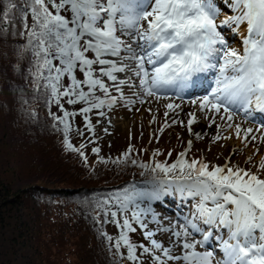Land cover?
Returning <instances> with one entry per match:
<instances>
[{
	"label": "snow or ice",
	"instance_id": "snow-or-ice-1",
	"mask_svg": "<svg viewBox=\"0 0 264 264\" xmlns=\"http://www.w3.org/2000/svg\"><path fill=\"white\" fill-rule=\"evenodd\" d=\"M228 4L235 14L218 23L220 10L214 0H24L20 34L26 36L25 47L34 57L30 69L33 83L37 90L47 91L48 103H54L62 113L50 111L49 115L53 127L62 131L66 148L78 152L87 163L82 151L86 145L74 147L69 139L72 119L77 115L83 116L86 129L94 133L89 113L104 116L105 109L122 102L147 103L145 97L182 98L185 90L208 72L215 73L214 86L199 79L205 94L191 101L203 113L201 118L210 119L211 126L219 117L245 147L250 140L264 142V134L258 138L253 128L242 129L234 123L241 112L246 116L252 112L264 114V0H228ZM16 7L14 2L9 3L8 11L0 7V22H10L9 12ZM242 24L247 25V35L242 50H238L218 29L235 25L238 30ZM125 88L136 89L134 100L126 97ZM62 100L81 107L69 111ZM164 107V127H170L169 113L180 105L167 103ZM187 115L186 126L191 133L192 125L198 122L197 113ZM262 128L264 120L255 131L261 132ZM191 147L189 140L188 151ZM92 152L98 155L100 149L95 147ZM131 152V148L125 152V161ZM186 156L187 152H181L170 165L141 163L139 167L165 176L179 173L185 181L179 190L196 199L194 218H186L180 228L172 229L165 245L141 219L145 212L132 211L131 216L117 219L118 213H127L129 204L142 195L126 192L116 198L117 210L109 208L105 213L111 218L105 222L119 229L115 239L104 233L110 250L115 249V254L131 264H144L145 256L150 264H264V157L254 172L227 164L210 170L208 163L189 161ZM251 162L250 156L246 163ZM153 195L158 197L159 192ZM104 204L107 207L111 201ZM197 222L227 229V238L219 240V256L214 254L215 249L199 250L212 239V232ZM134 224L143 231L147 245L131 239L130 234L137 231ZM196 233L202 238L196 239Z\"/></svg>",
	"mask_w": 264,
	"mask_h": 264
},
{
	"label": "trees",
	"instance_id": "trees-1",
	"mask_svg": "<svg viewBox=\"0 0 264 264\" xmlns=\"http://www.w3.org/2000/svg\"><path fill=\"white\" fill-rule=\"evenodd\" d=\"M218 1L229 8L228 0ZM10 2L18 5L9 12L12 20L0 22V264H131L110 250L104 233L115 239L119 229L105 222L111 219L105 213L117 210L118 196L142 193L117 219L132 211L145 212L141 219L160 241L156 226L146 220L156 204L149 193L168 186L174 174L160 177L159 171L139 164L148 165V159L149 166L167 163L180 152L170 150L167 155L169 149H162L150 159L146 143L103 141L86 129L81 115L72 119L69 139L74 147L86 145L82 151L87 163L78 152L69 151L49 115L62 113L48 103L47 91L37 90L33 83L34 57L25 47L26 36L20 34L24 0H0V7L8 11ZM64 107L69 110L70 105ZM95 147L98 155L92 152ZM105 201L111 204L106 207ZM133 226L137 231L131 239L147 245L143 231ZM142 259L150 264L147 256Z\"/></svg>",
	"mask_w": 264,
	"mask_h": 264
},
{
	"label": "rangeland",
	"instance_id": "rangeland-1",
	"mask_svg": "<svg viewBox=\"0 0 264 264\" xmlns=\"http://www.w3.org/2000/svg\"><path fill=\"white\" fill-rule=\"evenodd\" d=\"M214 3L220 10V15L217 20L218 23L222 21V19H225L226 16L233 15V12L228 13L227 10L221 8V2L214 0ZM221 14H223V18H221ZM246 27V24H242L239 26L238 30L235 25L231 27H222L218 30L226 38L231 47L242 50L243 38L247 35ZM135 91L136 89L134 88H125L126 97L130 100H134L135 97L133 93ZM145 99L147 103L143 104L139 101L128 104L123 102L119 103L111 110L105 109L104 116L97 115L95 111L89 113L88 115L91 119L96 136L103 141L115 145L124 143L125 141L126 143L128 141L130 144L135 142L146 143V150L150 153L148 156L150 159L153 158L154 153L162 149H169L166 152L167 155L170 150L179 151L180 153L187 152V160L191 161L192 159H198L208 163L210 170L213 166H223L227 164L228 166H239L241 168L251 169L255 172V165L264 157V142H260L259 139H257V141H251L249 138L250 142L247 147L243 144L242 146L234 148V143L239 139L233 137L229 139L224 138L230 137V135L235 134V132L233 129H227L225 127V122L219 119V117H217L216 123L211 124L208 128L207 124L210 125V119L200 118L198 124L192 127V132L190 133L186 126L189 117L185 112L189 106L179 103L180 100L177 98L172 100H157L155 98L145 97ZM167 103L180 105L175 111L169 113L167 123L171 125L170 127H164L166 120L163 113L166 111L164 105ZM80 107L81 105L79 104L70 105L69 110H76ZM149 109H151V111H149ZM236 116H239V114ZM234 118L238 119L242 124H244L243 122L247 125L251 123L250 121L247 123L244 117H242L244 119ZM173 119H175L177 123L172 124L171 121ZM180 121H184L185 125H181ZM83 122H85L84 119ZM217 125L220 127H217ZM204 127L207 128L206 130L208 132H202L200 135L201 138H197L196 134H200V132L205 129ZM241 127L243 129L242 125ZM255 127L257 128L258 126L255 124ZM105 129H107V131H105ZM161 129H163V131H161ZM261 134H264V128L261 129V132H257L256 136L259 138ZM217 135L221 137L219 140L215 139ZM241 136H243V133H241ZM189 140L192 141L191 151H188ZM127 145L131 146L129 144ZM257 149L259 150L258 153L253 155ZM250 156L252 157V162L246 163ZM177 158L168 161L166 164L170 165L172 162L175 163ZM148 165H150L149 159ZM173 174L174 181L168 184L166 191L165 185L158 190V197L153 195L156 191L149 193L150 197L155 196L156 204L149 213V217L146 219L151 226L157 227L156 229L159 232L160 241L165 245H168L171 230L180 228L185 223L186 218L193 219L195 213L196 199L189 197L186 191L182 193L179 190V186L185 183V181L181 180L179 173ZM159 175L160 177L165 176L163 173ZM169 205L171 206L169 207ZM164 206H168V208H164ZM197 223L199 226L202 224L201 222ZM163 229H168V231ZM205 229L212 232V239L209 241L212 245L211 248L206 247L207 245L199 248L200 251L215 249V242H218L220 237L225 234V231H222L221 228L216 227L215 232L214 227L209 228L208 226V228ZM194 236L196 239L202 238L199 233L194 234ZM225 238H227V236ZM216 255L219 256L218 254Z\"/></svg>",
	"mask_w": 264,
	"mask_h": 264
},
{
	"label": "bare ground",
	"instance_id": "bare-ground-1",
	"mask_svg": "<svg viewBox=\"0 0 264 264\" xmlns=\"http://www.w3.org/2000/svg\"><path fill=\"white\" fill-rule=\"evenodd\" d=\"M221 18H223V14H221ZM223 20V19H222ZM237 34V33H236ZM214 79H215V77H214ZM214 79L212 80V81H210V86H214ZM135 89V88H134ZM205 94V91H201V92H196V93H193V94H183L182 95V98L181 97H172V99H174V98H177V99H179L180 100V102L179 103H181V104H184V105H187V106H189V108L188 109H186L185 110V112L186 113H189V112H196L197 113V121L199 122V119L203 116V113H200V112H198L197 111V109H196V107L191 103V101L193 100V99H198L200 96H202V95H204ZM172 99H170V100H172ZM239 114V116H235V117H237V118H240V119H244V118H246V119H244L247 123H248V121H250L251 123H249V125H247V124H245V122H243L244 124H242V122H240L238 119H235L234 118V123H240L242 126H243V128H253L254 129V131H253V134L254 135H256L257 134V132L255 131V124L259 127L260 126V124H258V123H260L258 120H257V118H256V112H252L251 113V115L250 116H246L243 112H241V113H238ZM242 117H244V118H242ZM198 122L197 123H194L193 125H192V127L193 126H196L197 124H198ZM208 126H209V124H207V128H208ZM199 128V127H198ZM205 128V127H204ZM207 128H205L203 131H201L200 132V135H201V133L203 132H208L206 129ZM196 130V129H195ZM200 130H202V129H200ZM236 138V136H235V134H231L230 135V138ZM243 145V143L241 142V139H239V140H237L235 143H234V148H237V147H239V146H242ZM243 148V147H242ZM182 222V221H181ZM202 223V222H201ZM200 226L201 227H203V228H208V225H204V224H200ZM214 232H215V230H214ZM226 232H227V229H225V237H226ZM224 237V238H225ZM226 239V238H225ZM206 247H208V246H206ZM218 249V248H217ZM215 254V253H214Z\"/></svg>",
	"mask_w": 264,
	"mask_h": 264
}]
</instances>
